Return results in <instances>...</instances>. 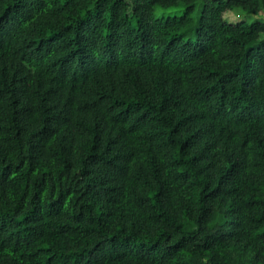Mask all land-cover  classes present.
Masks as SVG:
<instances>
[{
    "label": "trees",
    "instance_id": "trees-1",
    "mask_svg": "<svg viewBox=\"0 0 264 264\" xmlns=\"http://www.w3.org/2000/svg\"><path fill=\"white\" fill-rule=\"evenodd\" d=\"M236 7L264 0H0V264H264V21Z\"/></svg>",
    "mask_w": 264,
    "mask_h": 264
},
{
    "label": "rangeland",
    "instance_id": "rangeland-1",
    "mask_svg": "<svg viewBox=\"0 0 264 264\" xmlns=\"http://www.w3.org/2000/svg\"><path fill=\"white\" fill-rule=\"evenodd\" d=\"M175 10V8H168V9H162L160 7H157L154 10V14L157 16L162 15L163 11H166L163 15L165 16H171L173 13L171 11ZM170 12V13H168ZM181 14V12H178L177 15ZM224 20L231 23H236L238 21H246L247 23H250L254 20L264 21V9L260 11L257 15H253L249 12L243 11L241 8L236 7L233 10L227 9L224 11ZM261 38H264V33L260 35Z\"/></svg>",
    "mask_w": 264,
    "mask_h": 264
},
{
    "label": "crops",
    "instance_id": "crops-1",
    "mask_svg": "<svg viewBox=\"0 0 264 264\" xmlns=\"http://www.w3.org/2000/svg\"><path fill=\"white\" fill-rule=\"evenodd\" d=\"M260 13V12H259Z\"/></svg>",
    "mask_w": 264,
    "mask_h": 264
}]
</instances>
